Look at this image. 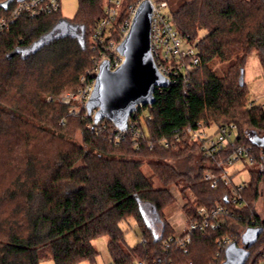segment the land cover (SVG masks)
I'll list each match as a JSON object with an SVG mask.
<instances>
[{
    "label": "trees",
    "instance_id": "1",
    "mask_svg": "<svg viewBox=\"0 0 264 264\" xmlns=\"http://www.w3.org/2000/svg\"><path fill=\"white\" fill-rule=\"evenodd\" d=\"M78 1L70 21L85 27V49L72 36L43 40L42 47L33 48L62 19L61 7L37 18L10 19L0 32V264H40L49 258L55 264H94L99 252L93 240L102 235L109 236L112 264H212L217 253L214 264H223L229 246L223 238L243 245L250 228L260 231L245 264H257L264 251V218L256 208L264 184L259 170L264 105L248 106L244 72L253 53L264 69V0H190L176 8L166 0L174 26L196 46L200 65L171 87L158 88L157 102L132 115L141 132L137 138L130 132L122 138L108 120L95 127L84 110L73 114L68 105L46 100L48 94L78 90L80 77L90 81L87 72L98 62L90 38L105 0ZM15 3L8 10L0 7V17L9 16ZM124 19L125 10L117 27ZM214 60L227 62L221 75L211 67ZM145 109L149 113L142 118ZM196 122L208 127L234 122L238 133L223 151L206 158L186 134ZM76 129H81L85 147L70 140ZM250 132L257 133V140ZM240 144L253 147L254 160L242 190L245 204L235 208L230 185L219 179L212 188L203 175L209 170L220 175L218 163L226 164ZM195 152L200 158L193 174L171 163ZM146 162L161 187L143 173ZM173 185L186 200V223L200 219L201 206L222 204L231 211L218 229L189 232L190 242L182 246L165 217V208L175 201ZM131 219L142 233L133 246L122 227ZM154 225H160L159 234Z\"/></svg>",
    "mask_w": 264,
    "mask_h": 264
},
{
    "label": "built area",
    "instance_id": "2",
    "mask_svg": "<svg viewBox=\"0 0 264 264\" xmlns=\"http://www.w3.org/2000/svg\"><path fill=\"white\" fill-rule=\"evenodd\" d=\"M141 0H132L125 9V19L117 27L120 11L117 5L121 0H105L104 13L97 22L91 32L92 43L91 49L97 53L98 62L103 57H109L112 66L116 67L121 63V58L114 53V49L118 42L124 36L130 26L132 17L134 16L137 6ZM9 16L0 17V32L8 27L10 19H16L23 15L31 18H37L43 15L52 14L61 7L60 0H21L15 1ZM154 14L151 23V51L160 72L171 79V83L177 82L180 78L195 70L200 65L198 50L193 43L186 41L174 26L171 18V9L166 0H150ZM170 9V15L165 10ZM120 35L118 40L117 35ZM97 62V64H98ZM94 69H97V65ZM93 69V70H94ZM91 71L87 73L90 74ZM82 87L77 94H70V99L78 100L83 107L90 97L93 89L94 80H87L82 77ZM161 89V88H159ZM258 104L248 103V106H256ZM264 105V104H263ZM119 136L122 138L130 132L136 138L141 135L137 128V124L130 118L128 132L121 133L117 129ZM238 133V127L234 122L218 123L210 127L205 126L201 122H196L186 128V134L190 141L197 142L199 152L206 158H214L218 153L223 151L229 144L233 143ZM163 144L169 146L165 140ZM138 149V146L136 147ZM253 147L247 144H240L233 151L226 164L219 162L218 167H222L220 175L209 170L204 173L203 179L210 182L212 188L217 187L219 179L230 185L229 201L235 208H241L245 202L242 195L244 183L235 184L228 167L235 162L242 160L252 164L254 158L252 155ZM260 171H264V161L259 166ZM230 206L217 204L209 209L205 206L198 208L197 213L200 219L190 221L185 224L182 232H177L174 239L182 246L190 242V234L193 230L218 229L222 223V216L230 212ZM186 219V215H185ZM186 221V220H185ZM186 223V222H185ZM184 233H187L183 235ZM172 238H170L171 240ZM165 243L167 240L164 241ZM233 243L232 237L226 236L222 240L223 245ZM112 264V263H110ZM134 264H147L145 261H136ZM189 264H193L190 262ZM257 264H264V251L262 257Z\"/></svg>",
    "mask_w": 264,
    "mask_h": 264
},
{
    "label": "water",
    "instance_id": "3",
    "mask_svg": "<svg viewBox=\"0 0 264 264\" xmlns=\"http://www.w3.org/2000/svg\"><path fill=\"white\" fill-rule=\"evenodd\" d=\"M15 1L21 0H5L0 2V7L8 10ZM153 14L150 0H141L128 30L114 49V53L121 58V63L113 67L111 59L103 57L99 60L97 69L90 72L94 85L85 110L86 117L92 120L93 126H99L102 121L108 120L119 132L127 133L132 115L142 107L152 106L157 102L158 88L171 87V79L160 72L151 51ZM55 30L61 32L57 37L54 35ZM59 36L78 37L82 49L86 48L85 27L64 18L35 41L33 48L42 47L43 40L51 42ZM17 53L19 50L12 52L9 57ZM259 231L256 229L254 235H249L243 245L234 242L230 244L223 264H245L250 254L248 247L256 240Z\"/></svg>",
    "mask_w": 264,
    "mask_h": 264
},
{
    "label": "rangeland",
    "instance_id": "4",
    "mask_svg": "<svg viewBox=\"0 0 264 264\" xmlns=\"http://www.w3.org/2000/svg\"><path fill=\"white\" fill-rule=\"evenodd\" d=\"M186 1H190V0H171V7L176 8L177 6L181 5L183 2ZM128 4H129L128 0H121V3L117 5V8L120 11V13L127 8ZM78 6H79L78 0H61L62 18L68 20L74 19L78 11ZM165 12L168 15H170L169 8L166 9ZM201 34L203 35L204 32H202ZM91 43H92V39L90 38V44ZM226 65L227 62H221L219 60H214L211 63V67L219 75L223 73ZM82 77L83 76H81L79 80L80 87L78 88V90L76 91L66 90L61 94H48L46 96V100L50 102L56 101L68 105V111L73 114H80L81 111L84 110L86 116L85 107H83L78 100L75 99L69 100L70 94H77L81 89L83 84ZM244 80L246 82V86L248 89V95H247L248 103L264 104V69L261 66L259 59L255 53L250 55L247 60L245 66V72H244ZM148 113H149L148 109H145L141 117L144 118V116L148 115ZM250 137L255 140L257 137V133L250 132ZM69 138L71 141H74L76 144L85 147L81 129H76L75 133ZM198 158H200V155L195 152L193 153L192 156L189 157L186 156L180 160L171 161V163L174 164L180 171L193 174L197 166ZM252 168L253 165L251 163L242 160H239L228 167L232 175L233 182L235 184H241L247 182L249 180L250 170ZM141 169L147 177L151 178L154 181L156 187L162 186L159 179L156 176H154V172L152 171V168L148 162L144 163ZM260 188H261V198L257 203L256 208L260 216L264 218V184H261ZM171 191L175 196V201L172 204H170L168 207H166L165 210L170 206L171 207L174 206L176 209L179 208L180 211L183 210L184 212V203L186 200L182 194L181 188L179 186L173 185L171 187ZM186 192L189 193L188 190H186ZM122 227L126 232V241L129 245L133 246L141 240L142 233L134 219H131L130 221L123 223ZM152 229L156 234H159L161 227L160 225H154V227L152 226ZM255 232L256 229L254 228H250L246 230L242 236V240H243L242 242H244L249 235L252 234L254 235ZM108 242H109V236L107 235L99 236L93 240V244L97 249V251L99 252L94 264L111 263V256L108 250ZM218 258H219V254L217 253L213 258L212 264L216 263L218 261ZM40 264H55V263L53 259L49 258V259L41 260ZM77 264H91V263L88 261H83Z\"/></svg>",
    "mask_w": 264,
    "mask_h": 264
},
{
    "label": "crops",
    "instance_id": "5",
    "mask_svg": "<svg viewBox=\"0 0 264 264\" xmlns=\"http://www.w3.org/2000/svg\"><path fill=\"white\" fill-rule=\"evenodd\" d=\"M165 217L176 232H182L185 226V212L170 206L165 210Z\"/></svg>",
    "mask_w": 264,
    "mask_h": 264
}]
</instances>
